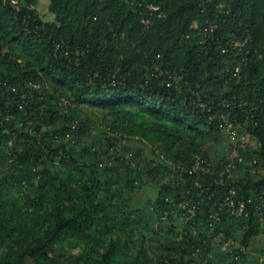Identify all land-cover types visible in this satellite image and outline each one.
<instances>
[{"label":"trees","instance_id":"trees-1","mask_svg":"<svg viewBox=\"0 0 264 264\" xmlns=\"http://www.w3.org/2000/svg\"><path fill=\"white\" fill-rule=\"evenodd\" d=\"M40 2L0 0V264H264V0Z\"/></svg>","mask_w":264,"mask_h":264},{"label":"rangeland","instance_id":"rangeland-1","mask_svg":"<svg viewBox=\"0 0 264 264\" xmlns=\"http://www.w3.org/2000/svg\"><path fill=\"white\" fill-rule=\"evenodd\" d=\"M48 5H49V0H41L40 4L38 5V10L39 12L45 17V18H50L51 17V13L48 10ZM234 137L228 136L226 135L224 137L225 141L223 146L221 147H213L212 148V153H219L221 155H227L229 157H232V155L234 154L233 150L231 148L232 145V140L237 142H241L243 143L242 146H244L245 148H247V151L253 149V147H251V145H256V140L251 137L249 134L244 133L241 134L240 136L237 135L235 137V139H233ZM233 141V142H234ZM234 145H236L235 143H233ZM239 144V143H238ZM246 144V145H245ZM250 144V145H249ZM254 153V152H253ZM155 191H153L152 186H145L141 189H139L137 192H135V194L133 195V199L134 201L137 203L140 200H144L146 201L149 197H153L155 195ZM226 245H224V247H227V243H225ZM261 249H264V233L260 234L257 238V240L255 241L254 246L252 247L251 251L254 253H261Z\"/></svg>","mask_w":264,"mask_h":264},{"label":"built area","instance_id":"built-area-1","mask_svg":"<svg viewBox=\"0 0 264 264\" xmlns=\"http://www.w3.org/2000/svg\"><path fill=\"white\" fill-rule=\"evenodd\" d=\"M12 2L18 6V0H12ZM150 8L152 10H159L160 7L158 5H154V4H151L150 5ZM144 21L146 23H149L150 22V19L149 18H145ZM211 29L213 30L214 29V26L211 27ZM228 49L227 48H224L223 51L226 52ZM240 67H237L236 70L238 71ZM175 82L177 81V78L175 77ZM170 84H173L172 82ZM227 122V126H226V129L225 131L228 132L229 136L231 137H234L233 139H235V137L238 135V130L237 128H235L233 126V123L229 122L227 119L225 120ZM232 140V143H235V147L233 148V152H234V158H237L239 161H242L243 160V156L241 155V153L239 152L238 150V142L236 143V141ZM197 168H201V170L203 171V173H206V172H212L214 173L215 171L213 169H211V167L209 166V163H207V161L201 157H199L196 161V165L194 167V169H197ZM227 171H231V166L227 165L224 169H221L220 171V175H224ZM234 195H235V190H232V193L230 195L227 196L226 198V201L231 204L234 209L236 208V203H235V199H234ZM183 204V203H182ZM244 208H245V202H242L241 206H240V211H244Z\"/></svg>","mask_w":264,"mask_h":264}]
</instances>
